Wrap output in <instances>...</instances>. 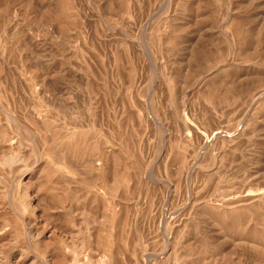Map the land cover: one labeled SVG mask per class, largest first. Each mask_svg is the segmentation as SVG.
<instances>
[{
    "label": "rangeland",
    "instance_id": "rangeland-1",
    "mask_svg": "<svg viewBox=\"0 0 264 264\" xmlns=\"http://www.w3.org/2000/svg\"><path fill=\"white\" fill-rule=\"evenodd\" d=\"M0 264H264V0H0Z\"/></svg>",
    "mask_w": 264,
    "mask_h": 264
},
{
    "label": "bare ground",
    "instance_id": "bare-ground-1",
    "mask_svg": "<svg viewBox=\"0 0 264 264\" xmlns=\"http://www.w3.org/2000/svg\"><path fill=\"white\" fill-rule=\"evenodd\" d=\"M216 133H217V132H216ZM215 135H216V134H214V136H215ZM214 136H213V137H214ZM163 219H164V218H163ZM163 219H161V220H163Z\"/></svg>",
    "mask_w": 264,
    "mask_h": 264
}]
</instances>
